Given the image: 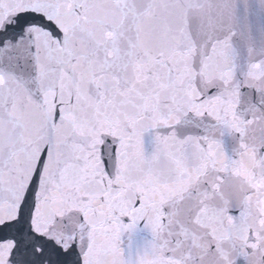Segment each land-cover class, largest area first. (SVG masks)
<instances>
[{"label": "snow or ice", "instance_id": "snow-or-ice-1", "mask_svg": "<svg viewBox=\"0 0 264 264\" xmlns=\"http://www.w3.org/2000/svg\"><path fill=\"white\" fill-rule=\"evenodd\" d=\"M0 264H264V0H0Z\"/></svg>", "mask_w": 264, "mask_h": 264}]
</instances>
